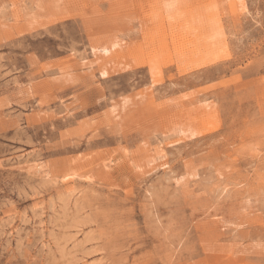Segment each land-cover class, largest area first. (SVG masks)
<instances>
[{"label": "rangeland", "instance_id": "374dc122", "mask_svg": "<svg viewBox=\"0 0 264 264\" xmlns=\"http://www.w3.org/2000/svg\"><path fill=\"white\" fill-rule=\"evenodd\" d=\"M166 1L0 0V264H264V0Z\"/></svg>", "mask_w": 264, "mask_h": 264}, {"label": "bare ground", "instance_id": "6f19581e", "mask_svg": "<svg viewBox=\"0 0 264 264\" xmlns=\"http://www.w3.org/2000/svg\"><path fill=\"white\" fill-rule=\"evenodd\" d=\"M176 3H177L176 0H167L163 4V10H165L166 12L170 11L172 8H174L176 6ZM161 8H162V5H161Z\"/></svg>", "mask_w": 264, "mask_h": 264}]
</instances>
